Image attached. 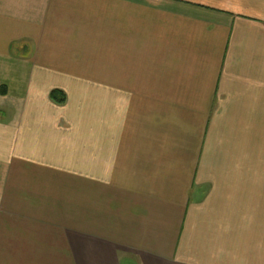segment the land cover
Here are the masks:
<instances>
[{
    "label": "crops",
    "instance_id": "crops-1",
    "mask_svg": "<svg viewBox=\"0 0 264 264\" xmlns=\"http://www.w3.org/2000/svg\"><path fill=\"white\" fill-rule=\"evenodd\" d=\"M0 253L264 264V0H0Z\"/></svg>",
    "mask_w": 264,
    "mask_h": 264
},
{
    "label": "trees",
    "instance_id": "trees-1",
    "mask_svg": "<svg viewBox=\"0 0 264 264\" xmlns=\"http://www.w3.org/2000/svg\"><path fill=\"white\" fill-rule=\"evenodd\" d=\"M51 99L58 104H65L67 97L61 90H53L50 94Z\"/></svg>",
    "mask_w": 264,
    "mask_h": 264
},
{
    "label": "rangeland",
    "instance_id": "rangeland-1",
    "mask_svg": "<svg viewBox=\"0 0 264 264\" xmlns=\"http://www.w3.org/2000/svg\"><path fill=\"white\" fill-rule=\"evenodd\" d=\"M0 255H3V253H0Z\"/></svg>",
    "mask_w": 264,
    "mask_h": 264
}]
</instances>
